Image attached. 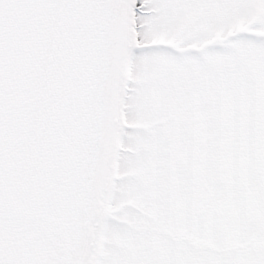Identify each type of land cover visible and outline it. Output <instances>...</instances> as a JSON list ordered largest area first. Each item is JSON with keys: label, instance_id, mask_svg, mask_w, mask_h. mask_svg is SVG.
Returning <instances> with one entry per match:
<instances>
[{"label": "snow or ice", "instance_id": "6c2138e0", "mask_svg": "<svg viewBox=\"0 0 264 264\" xmlns=\"http://www.w3.org/2000/svg\"><path fill=\"white\" fill-rule=\"evenodd\" d=\"M0 264H264V0H0Z\"/></svg>", "mask_w": 264, "mask_h": 264}]
</instances>
